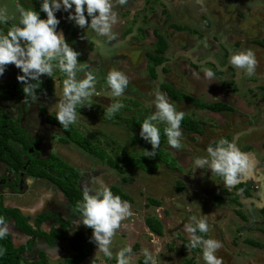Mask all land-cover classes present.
<instances>
[{"label": "flooded vegetation", "instance_id": "flooded-vegetation-1", "mask_svg": "<svg viewBox=\"0 0 264 264\" xmlns=\"http://www.w3.org/2000/svg\"><path fill=\"white\" fill-rule=\"evenodd\" d=\"M172 1L173 0H127L128 3H135L138 7L132 5L131 10H125L119 13L118 23H120L113 29L115 39L102 46L92 45L96 42L89 39L87 35L79 36L77 40L70 43L67 31L62 30L60 32H62L63 35L66 33V36L64 35L66 42L73 47L74 50L80 53L78 57V67L81 69L83 68V70L77 72V78L82 79L86 72H92L97 78V83L95 85L97 86V89L100 85H103L104 83L107 84L106 76L110 70L116 69L122 71L127 77H129V73L132 74L131 69L134 67L136 68L137 62L139 66L143 64L142 78L145 81V91L144 93L133 94L132 99L135 100H129L131 106L137 108L136 111L138 114L124 117L119 111L111 118L107 116V122L120 124V117L142 120L143 118L152 115L155 111V93L160 91L166 94L171 102L175 103L178 111H183L185 113L184 118H189V120L198 123L199 132H192L181 127L183 132L181 142H183L184 136H190L193 134L201 136L204 134L202 123L204 125L205 123L195 118V110H197V112L206 110L219 113L221 111L232 112L233 109L229 106H224L227 109L214 111L207 107H199V104L216 106L218 103H202L198 101L196 98L185 92L180 78L176 76L175 79L174 75H171V73L176 71L181 73L179 69L183 68V66L195 72L211 70L214 73L213 77L222 81V83L227 85V88L232 91L243 92L244 97H246V94L249 96L253 93V89L264 84V80L254 78L250 82L242 83L241 76L249 73L244 69L233 66L230 61V57L234 53L243 51L242 43L234 42L231 47H229L226 45L224 38H228L230 35L237 33L238 35L246 34L248 38L256 36V38L261 39H251L250 43L263 49L264 0H232L233 3L230 5V8H228L229 10L225 12V19L223 21L218 14L219 12L213 8L214 4L208 5V2L211 0H176V3L178 2V5L176 6L173 5ZM238 21H240L242 27H240L239 31H236L235 22ZM125 24L126 27H124L120 33V27L118 25L124 26ZM147 34L152 35V49L150 48V43L144 45ZM172 38L184 39L185 43L184 45L175 44L171 40ZM133 42H137L140 45L134 46ZM193 42L196 43V47L193 45ZM88 44L90 46L89 50L86 48V45ZM94 47L98 49V54ZM114 51L116 54L121 52L122 55L114 56ZM252 51L255 53L257 62L264 60V54L259 55V50ZM127 52L128 54H126ZM95 53L97 54L96 56ZM135 53L137 57L132 56L135 55ZM198 53H200L201 56H198ZM123 54L129 57V59ZM259 62L257 67L260 65ZM225 73L227 75H225ZM22 74L23 73L20 69L16 68L14 65H9L5 69L3 76H0V103L3 104L6 109V111L0 110V117L10 123L12 127L19 130L23 138V143L26 145V148L23 149L21 143L11 139L7 142L13 148L23 164L18 170H16L11 167L10 164L0 159V208L8 211V213L3 214V217H5L6 222L10 226V233L7 236L11 245L13 248L26 247V249L20 253L23 259H26L28 262L38 261L40 254H42L47 264H49L48 260L60 264L58 259H55L54 255H56L57 250H60V252L62 251L60 248L61 243L66 242L69 248H71V246L65 240H52L51 234L60 231L62 227L61 222H65L66 224L63 228V232L68 238L78 235L88 237V228L83 226L82 230H79L78 232H75L73 236H70L67 233V230L70 227L75 226L76 221L80 220H71L72 214L75 213L81 217V213L78 214V212L74 210L56 185L46 179L33 176L26 171V167L29 166L31 162L36 163L37 161L46 160L50 156H55L75 169L77 172L76 188L83 193L85 188L90 189L88 186H85V180H87L88 177L85 176L83 170H80V166H78L77 163H72L78 160L79 155L70 151H65L62 146L66 145L71 148L73 146L75 150L78 149L89 157L92 156L70 142L63 143L61 140L65 138V135L54 122L50 121V118H55V105L59 101V97L56 95L57 92L55 90V80L53 78H57L58 75H60V72L54 70L53 78L48 77L47 75H41L40 83L32 81V83L39 84V88L36 89L38 99L31 100V98H29L27 103L24 102L25 94L23 93V85L17 80V76ZM129 86H131V84ZM165 87L172 89L175 93L178 92L189 97L197 104H191L186 100H174L167 94ZM20 88L21 92H19ZM132 88L133 89H128L136 91L135 86ZM44 93L50 96L42 97ZM94 94L97 95L98 92H95ZM140 99H144V103L140 102ZM144 104H148V106H145V108L141 107V105ZM122 110L129 111L130 108L123 107ZM13 112L14 116L12 115ZM161 126L166 127L167 125L161 123ZM125 128L132 134L131 137L140 136V132H132L129 128ZM250 130L251 126L250 129L246 128L233 133L230 135L229 139L235 140L236 137L245 136ZM205 134L210 135V132H205ZM84 137L88 140L98 139V145L109 155V152L105 148L107 146L109 147L110 143L107 139V141L105 140L106 142H103L97 136ZM131 137L130 142L132 144ZM51 141H53V143ZM112 144H114V146L109 147V149L114 152V156H109L114 160L118 167L123 169V171L119 172L116 169L109 167L104 162H101L107 167L106 169L111 176V183L107 187L110 189L113 188L114 190L112 192L115 195V190L120 191L118 187L120 179L122 178V181L126 182V170L124 168L127 167L131 171L136 170L132 167L122 165L120 163V157L123 153L134 154L137 153V151L127 152L122 150L119 144H116L115 142H112ZM133 146H140V148H142L141 145ZM59 152L61 156L58 154ZM181 154L182 157L185 156L183 152ZM190 154L192 155V153ZM62 155H65L66 158H63ZM115 155L118 156L116 157ZM170 156L174 160L176 169H169L162 162L160 163L168 170L181 175L182 169L177 164L175 157L171 154ZM197 157L202 156L198 155ZM196 158L192 160V165H194ZM242 179L251 180V177L246 176ZM41 185L50 188L55 195L53 197H48L47 200H45L41 212L33 215L24 212L23 210H26L24 206L27 203L26 195H29L28 197L32 195L34 196L33 200L29 201L31 204L36 201V196L38 194V200L41 199V196L43 195L41 194ZM244 186L246 187L244 190L246 197L250 196V191H255L256 195L260 196V193L258 194L260 189L254 187V185L248 186L244 184ZM122 194L128 197L126 194ZM223 194H225V191ZM29 202L28 205H30ZM82 203L83 201H77L75 208L78 210ZM263 210L264 209H260L259 213L264 215V213H262ZM11 212H13L12 215L15 214L22 218L24 224L30 229V231H32V233H25L20 230L17 226V221L14 217L10 216ZM41 234H43V236H41Z\"/></svg>", "mask_w": 264, "mask_h": 264}, {"label": "crops", "instance_id": "crops-1", "mask_svg": "<svg viewBox=\"0 0 264 264\" xmlns=\"http://www.w3.org/2000/svg\"><path fill=\"white\" fill-rule=\"evenodd\" d=\"M172 2L174 6L178 5L176 0ZM208 3V5L214 4L213 8L219 12L218 14L223 21L225 12L229 10L228 8L233 2L232 0H211ZM132 5L138 7V5L131 2H127L122 6L116 5L114 11L117 13V17L120 12L131 10ZM30 8L39 11L40 15V8L35 6ZM71 11L74 12V6ZM41 15L46 19L45 13H41ZM55 15L60 20L57 31H60L58 30L59 27L66 26L67 34L71 35L72 29L78 27L74 22L68 21V12L61 10ZM119 23L117 22L116 25ZM118 26L121 33L126 24ZM240 27H242L240 21L235 22V30L239 31ZM80 31L81 36L87 35L89 39L96 42L92 44L94 46H102L115 39L108 40L105 37L98 36L91 30H87V28H80ZM64 35L66 36V33ZM224 39L229 47L234 42H240L243 51L248 49L259 50V55L264 54V48H259L250 43L251 39H261L256 38V36L248 38L246 34L238 35L237 33ZM171 40L178 45H184L185 43L184 39L172 38ZM133 43L134 46L140 45L137 42ZM148 43H150L152 49L151 34H147L144 45ZM194 43L193 45L196 47V43ZM86 48L90 49L89 44L86 45ZM95 50L98 54V49L95 48ZM113 55L119 56L122 53L118 52L116 54L114 51ZM124 56L129 59L126 55ZM132 56L137 57L136 53ZM198 56H201L200 53H198ZM260 61H258L260 65L254 73L241 76L242 83L250 82L254 78L264 80V60ZM179 70L181 73L176 71L172 72L171 75H174L175 79L176 76L180 78L185 92L202 103H218L231 107L233 111L214 113L206 110L199 112L195 110V118L205 123V125L202 123L204 134L201 136L194 134L184 136L183 142H181L182 147L179 150L171 148L167 142L160 144L163 150L175 157L177 164L182 169L181 175L168 170L160 162H157L156 171L146 172L154 176L152 179L147 178L145 182L148 189L145 188L144 182L140 181L142 177H135L132 181V183H135L133 186L137 187L138 185L140 189L139 192L134 193L135 191H131L130 194L127 192L128 185L126 184L131 179L123 182L121 178L118 187L122 193L128 196L125 201H128L131 205V215L121 221L118 232L112 238L110 250L113 256L111 259L106 256L103 257V253L97 250V245H94L90 255L82 259L80 264H112L116 260V253L124 247L131 248L130 264H144L142 262L145 260V252L151 253L156 258L157 264H184L187 260H190L191 264H204L202 249L197 247L190 250L187 247L189 238L183 231L184 224L189 223L190 217L193 215L198 218L204 216L209 224L208 233L197 232L198 235L204 236L205 239L212 238L221 242L222 247L216 252V255L222 258L223 264H264V248L254 246L264 244V215L260 214V209L254 206L255 203L264 206V173L261 171V164L264 162V84L259 85L258 88L253 89V93L249 96L246 94V97H244L243 92L232 91L222 81L214 77L206 78L204 72H195L185 66ZM225 75L227 74L225 73ZM250 126L251 130L245 136L236 137L235 140L229 139L233 133L246 128L250 129ZM208 131L210 135L205 134ZM222 138L233 142L240 151L249 155L252 161V169L248 176L251 177V180L241 178L240 183H243L241 185H254V187L260 189L258 192L260 196L256 195L255 191H250V196L246 197L244 194L245 186L239 189L225 187L222 178L212 174L206 166L202 169H195L192 165L194 158L198 155L207 156V148L209 146L214 147ZM180 152H183L185 156L182 157ZM124 169L127 172L131 171L127 167ZM133 171L137 172V170ZM240 183L237 185H240ZM178 186L181 188L180 191H175ZM224 191L225 194H223ZM140 192H143V194L140 195ZM46 196L42 195L39 203L34 201L30 205L26 204L28 208L24 206L26 210L23 211L32 215L41 212L45 200L50 197ZM215 197L221 198L222 201L219 203L214 201ZM149 200L156 201L158 204L152 205ZM252 201L254 203H251ZM249 212L253 216L252 220ZM238 214H241L244 219ZM145 218H152L160 223L162 227L160 236L147 229L144 224ZM72 219H81V217L74 213ZM63 243L60 245L62 251L57 250L54 257L58 261L60 260L59 263L65 264V260L76 253L69 246L68 250L62 248ZM181 248H183L182 251Z\"/></svg>", "mask_w": 264, "mask_h": 264}, {"label": "clouds", "instance_id": "clouds-1", "mask_svg": "<svg viewBox=\"0 0 264 264\" xmlns=\"http://www.w3.org/2000/svg\"><path fill=\"white\" fill-rule=\"evenodd\" d=\"M127 0H42L40 11L46 14V19L33 8L25 9L17 4L20 19L18 25H13L7 34H0V76H3L9 65H14L23 73L17 76L18 82L23 85L25 94L24 102L29 98L37 100L36 89L41 75L54 77V70L66 74V79L61 82L55 80V90L59 97L55 105V118L59 124L67 130L78 119L77 106H91L86 104L95 92L97 78L92 72H86L84 78L78 79L77 72L80 53L73 49L57 28L60 20L55 15L58 11L68 12V20L75 23L81 29L87 28L108 40L115 38L113 27L118 22L116 5H125ZM74 6V12L71 11ZM86 13V14H85ZM90 18V21H89ZM7 8H0V23H7ZM231 64L237 68L246 70L250 75L255 72L257 59L255 53L248 49L238 51L230 57ZM204 76L212 78L213 71L205 70ZM106 83L112 91V95L120 97L129 84L128 77L119 70L112 69L107 73ZM155 111L145 118L141 124L140 136L151 144V151L144 150L145 157L156 156L161 144V132L158 124L167 126L163 129L167 137L168 145L179 150L183 135L181 122L185 113L178 111L174 102H171L166 94L157 91L154 99ZM124 105L119 101L112 103L106 110V115L111 118L119 112ZM207 167L212 174L222 178L225 187H234L240 183L241 178L250 174L252 161L249 155L230 142L228 139H220L216 145L207 148V156L197 157L194 161L195 169ZM131 205L114 195L111 189L101 184L96 191L85 188L83 191V203L78 210L81 219L76 221L79 227L82 223L92 229L90 242L97 245V250L109 259L113 253L110 250L112 238L121 226V221L131 215ZM183 231L189 238L188 248L202 249L204 264H223L222 258L217 257L216 252L222 247L216 239L198 235L208 233L209 224L204 216L190 217V222L184 224ZM10 233V226L5 217L0 216V239ZM5 249H0L3 255ZM131 248L124 247L116 253L117 264H130ZM144 264H157L156 258L149 252L144 253Z\"/></svg>", "mask_w": 264, "mask_h": 264}, {"label": "trees", "instance_id": "trees-1", "mask_svg": "<svg viewBox=\"0 0 264 264\" xmlns=\"http://www.w3.org/2000/svg\"><path fill=\"white\" fill-rule=\"evenodd\" d=\"M165 88L167 94L174 100H186L189 101L191 104H197L189 97L184 96L183 94H180L178 92L175 93L170 88L167 87ZM19 92H21V88ZM199 107H207L208 109L214 111L227 109L222 105L209 106V105L199 104ZM145 118H143L142 120H138L134 118L126 119L120 117V120L125 127L130 129V131L140 132L141 130L140 126ZM50 121L54 122L60 128L62 133L65 135V138L61 140L63 143L70 142L76 145V147H78L82 151L89 154L90 156L98 159L99 161L104 162L109 167L114 168L119 172L123 171V169L118 167L114 162V160L98 145L99 142L98 139L88 140L71 125L67 130H65L55 118H50ZM158 127L160 128V132H161V143H164L167 141V137L164 135L163 132V129L165 127L161 126V123L158 124ZM181 127L192 132H199L198 123L189 120V118L187 119L184 118L182 120ZM18 132L19 130H17L15 127H12L10 123L6 122L3 118L0 117V159L10 164L11 167H13L16 170H18L23 163L20 161V159L14 152L13 148L7 142L10 139L14 140L18 143H21L23 149H25L26 145L23 143L22 135L20 132L19 133ZM131 140L133 145H141L142 150L134 154L123 153L120 157V163L122 165L129 166L144 172H154L157 169V162H162L167 168L176 169L174 160L171 158L170 154L164 151L161 147L157 149L156 156L145 157L144 150L151 151V144L143 140L141 136H132ZM26 171L32 174L33 176L46 179L49 182L56 185L67 199L68 203L74 208L76 212H78V214H80V212L75 208V205L77 201H83V193L76 188L77 172L75 171V169L65 164L59 158L55 156H50L43 161H37L36 163L31 162L29 166L26 167ZM241 187H244V185L240 184L234 186L235 189H239ZM175 189H176L175 191H180L181 188L178 186ZM113 190L114 189L111 188V191ZM115 191H116L115 195L120 196L121 199H128L120 191L118 190ZM214 201L219 203L222 200L219 197H215ZM149 203H151L152 205L158 204L156 201L153 200H149ZM4 213H8V211L0 208V216L3 217ZM12 213L13 212H11L10 216L14 217V219L17 221L18 228H20V230L24 231L25 233H32V231H30V229L24 224V220L18 217V215L15 214L12 215ZM262 213H264V210L262 211ZM238 215L242 219H244V217L241 214ZM144 224L147 227V229L153 234L157 236L161 235L162 227L157 220L152 218H145ZM61 226L62 227L59 232L57 233L54 232L51 234V239L54 241L55 240L67 241L70 244L72 250L76 253L69 256L65 260V264H80L82 259L90 255V251L92 247L96 245L95 243L90 242V238L92 237V229L88 228V233H89L88 237L78 235L68 238L67 235L63 232V228L66 226L65 222H61ZM41 236H43V234H41ZM254 246L259 248H264V244L263 245L257 244ZM0 249L6 250L3 255H0V264H47L42 254H40L38 261L28 262L26 259H23L20 253L23 250H25L26 247L13 248V246L9 241L8 236H6L3 239H0ZM182 250L183 248H181V251ZM112 264H117V261L114 260ZM184 264H191V261L187 260L184 262Z\"/></svg>", "mask_w": 264, "mask_h": 264}, {"label": "rangeland", "instance_id": "rangeland-1", "mask_svg": "<svg viewBox=\"0 0 264 264\" xmlns=\"http://www.w3.org/2000/svg\"><path fill=\"white\" fill-rule=\"evenodd\" d=\"M42 2V0H0V8H7V14H8V20L7 23H0V34H7V31L13 26V25H18L19 24V19H20V15L19 12L17 11V4H20L21 6H23L25 9H30V7H36V8H40V3ZM39 12V11H38ZM41 13H43L42 11L40 12V18H43V16L41 15ZM69 21V20H68ZM67 27H59L58 30L62 31V30H66ZM72 34L69 36L68 35V40L69 42H74L75 40H77V37L81 36V31L79 27H75L72 29ZM142 67L143 64L141 66L138 65V62L136 63V68L134 67L133 69H131L132 74L129 73V84L127 86V88L125 89L124 93L122 96L120 97H115L112 95V91L110 89V87L107 84H103L100 85V87L97 89V86H95V92H98L97 95H95L93 93V96L90 98L89 101H86V104H90L91 106H83L80 108V106L78 107L77 110V114H78V119L77 122L75 124H72V126L78 130L81 134H83L84 136H97L99 137V139L101 141H105L106 139L110 142L109 143V147H113L114 144H112V142H115L116 144H119L120 147L122 148V150H125L127 152H139V150H142V148H140V146H133L130 142V137H131V133L129 132L128 129H126L123 124H112L106 121L107 115L106 110L109 107L110 104L115 103L117 101H119L120 103H122L124 105V107L130 108V110L128 111H124L122 109H120V113L124 116V117H129L132 114H138L137 113V108H133V106H131L130 101L129 100H135L132 99L133 94L137 93H144L145 91V84H144V79L143 77V71H142ZM83 70V68H82ZM128 72V71H127ZM62 74V75H61ZM65 75L64 73H60V75H58V79L62 82L63 79H65ZM131 84V86H129ZM135 86L136 87V91L135 90H131L133 89L132 87ZM131 88V89H128ZM48 97L50 95H47L46 93H44V95H42V97ZM144 99H140V102L144 103ZM145 106H148V104H144L141 105V107L145 108ZM0 110L2 111H6V109L4 108V105L0 103ZM141 110V109H140ZM139 110V111H140ZM142 111V110H141ZM154 113V112H153ZM12 115L14 116V112L12 113ZM106 140V141H107ZM105 141V142H106ZM53 143V141H51ZM102 142V144H103ZM72 146V145H70ZM109 147H105L107 149V151L109 152L110 156H114V152H112ZM62 148L65 151H70L74 154H78L79 158L76 162H72V163H77L78 166H80V170H83V172H85V176H87V180H85L86 184L85 186H88L91 190L96 191L98 190L99 186L101 184L108 186L111 183V179H110V174L108 173L109 171L106 169L107 167L99 160L89 157L88 155L84 154L83 152H81L80 150L76 149L72 146H62ZM121 153V152H120ZM182 152H180L181 154ZM60 156V152L58 153ZM118 154V153H117ZM182 155V154H181ZM116 157L118 155H115ZM63 158H66L65 155L63 156ZM137 170V169H136ZM142 174H140V173ZM125 179L128 181L131 179L130 182H127L126 185H128L127 188V192L130 194L131 191H135L134 193H136L140 187L138 188L132 183L133 179L135 177L141 178V182H144V186L146 189H148L146 187V181L147 178L152 179L154 178L153 175L148 174L146 172H141L139 170H137V172L135 171H126L125 174ZM158 178V177H157ZM145 180V181H144ZM143 184V183H142ZM131 186H133L132 188H130ZM42 188V192L41 194L43 195H47V196H51V195H55L52 193L51 189L41 185ZM151 189V188H149ZM139 192V191H138ZM33 194V193H32ZM140 195L143 194V192L139 193ZM29 195H26L27 199H26V204H28L29 201L33 200V195L28 197ZM36 196V195H35ZM36 201L37 203H39L38 197L39 194L36 196ZM9 198H13V197H9ZM30 203V202H29ZM25 204V206L28 208V206ZM24 206V205H23ZM72 220V218H71ZM83 224L81 223L79 227L73 226L70 227L67 230V233L70 236H73V234H75V232H78L79 230L83 229ZM16 245V244H14ZM62 248H65L68 250V245L66 242H64L62 244ZM105 255L103 254V257ZM60 261V260H59ZM49 264H56L53 261L48 260ZM62 264V263H60Z\"/></svg>", "mask_w": 264, "mask_h": 264}, {"label": "water", "instance_id": "water-1", "mask_svg": "<svg viewBox=\"0 0 264 264\" xmlns=\"http://www.w3.org/2000/svg\"><path fill=\"white\" fill-rule=\"evenodd\" d=\"M58 32H60V31H58ZM262 168H261V171L264 173V163H262V166H261ZM251 203H254L253 201L251 202ZM255 208H257V209H262V208H264V206H262V205H260V204H256L255 203ZM248 211H250L249 209H248ZM249 215H250V217H251V220L253 219V216H252V214L249 212Z\"/></svg>", "mask_w": 264, "mask_h": 264}, {"label": "bare ground", "instance_id": "bare-ground-1", "mask_svg": "<svg viewBox=\"0 0 264 264\" xmlns=\"http://www.w3.org/2000/svg\"><path fill=\"white\" fill-rule=\"evenodd\" d=\"M54 196V195H53ZM52 195L50 197H53ZM47 197V196H46Z\"/></svg>", "mask_w": 264, "mask_h": 264}]
</instances>
